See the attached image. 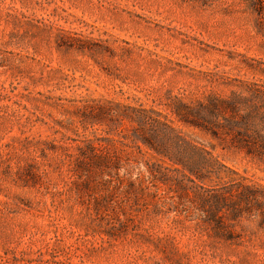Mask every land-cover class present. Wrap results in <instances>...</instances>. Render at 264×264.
Wrapping results in <instances>:
<instances>
[{"label":"rangeland","instance_id":"obj_1","mask_svg":"<svg viewBox=\"0 0 264 264\" xmlns=\"http://www.w3.org/2000/svg\"><path fill=\"white\" fill-rule=\"evenodd\" d=\"M257 9L264 0H0V264H264L263 161L182 124L219 158L189 178L126 139L131 127L77 116L88 99L170 113L177 96L264 88ZM89 138L145 185L85 186L74 161ZM247 187L237 214H209L211 196Z\"/></svg>","mask_w":264,"mask_h":264},{"label":"trees","instance_id":"obj_2","mask_svg":"<svg viewBox=\"0 0 264 264\" xmlns=\"http://www.w3.org/2000/svg\"><path fill=\"white\" fill-rule=\"evenodd\" d=\"M263 10L257 9L260 14ZM168 106L170 113L112 99L103 102L88 99L86 104L77 107V116L86 129L107 120L131 127L132 135L126 134V139H130L140 149L146 147L147 152L156 158H169L173 165L181 166L178 168L189 178L192 175L201 178L199 171L212 168L219 158L215 155L214 147L210 149L204 143L197 142L183 129L182 124L197 127L214 138L229 142V148L244 151L264 162V88L259 83H248V93L233 89L228 97L209 92L202 99L186 102L177 96ZM96 141L92 138L82 140L74 161L80 172L76 170L77 175L85 176V186L93 182L106 186L113 180L123 183L125 179L128 191H136L140 185H145L144 176L134 177L133 164L113 157L104 150L105 144ZM122 170L124 174L121 175ZM177 183L182 187L180 181ZM249 191L251 188L247 187L246 193L241 195L229 192L211 196L208 200L209 214L215 217L216 213L225 209L237 214L240 201L251 203L254 199L247 194ZM217 225L218 230H221L225 221L218 220Z\"/></svg>","mask_w":264,"mask_h":264}]
</instances>
